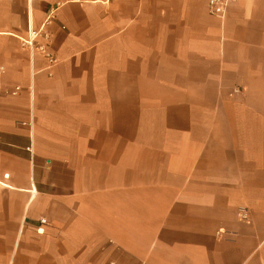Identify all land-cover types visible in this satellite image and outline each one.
Masks as SVG:
<instances>
[{
    "label": "crops",
    "instance_id": "1",
    "mask_svg": "<svg viewBox=\"0 0 264 264\" xmlns=\"http://www.w3.org/2000/svg\"><path fill=\"white\" fill-rule=\"evenodd\" d=\"M0 264H264V0H0Z\"/></svg>",
    "mask_w": 264,
    "mask_h": 264
},
{
    "label": "built area",
    "instance_id": "2",
    "mask_svg": "<svg viewBox=\"0 0 264 264\" xmlns=\"http://www.w3.org/2000/svg\"><path fill=\"white\" fill-rule=\"evenodd\" d=\"M233 1H236V0H208V11L210 14H213V15H222L226 6ZM39 34H41V32L32 31L30 34V38L27 40H23L22 44L32 49L34 46L33 40L34 38L39 36ZM44 35L46 36V34ZM37 48L47 58V60L51 64H53L56 61V58L53 57V55L47 50L46 45L38 44ZM18 90H19V87L16 86L14 90L12 91V93L15 94ZM27 149L31 151L30 146ZM242 216L245 217L246 216L245 213H242ZM40 222L44 223L45 219H41Z\"/></svg>",
    "mask_w": 264,
    "mask_h": 264
}]
</instances>
